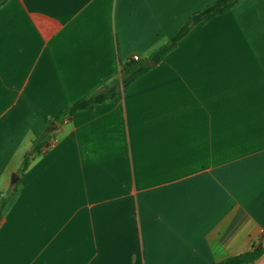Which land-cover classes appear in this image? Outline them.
I'll return each instance as SVG.
<instances>
[{
  "label": "crops",
  "instance_id": "0c3cea01",
  "mask_svg": "<svg viewBox=\"0 0 264 264\" xmlns=\"http://www.w3.org/2000/svg\"><path fill=\"white\" fill-rule=\"evenodd\" d=\"M215 1H0V196L19 178L0 264H216L264 245V0L49 123ZM43 131L54 146L18 177Z\"/></svg>",
  "mask_w": 264,
  "mask_h": 264
},
{
  "label": "trees",
  "instance_id": "16d2710c",
  "mask_svg": "<svg viewBox=\"0 0 264 264\" xmlns=\"http://www.w3.org/2000/svg\"><path fill=\"white\" fill-rule=\"evenodd\" d=\"M239 0H216L212 5L189 15L182 25L167 39L162 45L150 52L142 60L129 59L121 65L119 77L104 81L97 89L80 98L65 109L56 117L49 120V123L61 125L70 117L82 110L93 108L95 105L107 103L119 96L138 78L147 73L150 69L160 63L171 51H173L181 39H183L193 28L202 27L212 18L227 13ZM4 2V1H3ZM0 3V6L3 4ZM151 63V66H148ZM51 141V134L42 132L37 136L24 155L19 169L18 177L27 169L29 163L35 156L43 152V149ZM19 186V178L13 181L10 189L0 196V221L2 219V211L9 198L17 191ZM264 253V245L253 247L251 251L241 253L239 255L229 257L216 264H251L256 261Z\"/></svg>",
  "mask_w": 264,
  "mask_h": 264
},
{
  "label": "built area",
  "instance_id": "2783aa9c",
  "mask_svg": "<svg viewBox=\"0 0 264 264\" xmlns=\"http://www.w3.org/2000/svg\"><path fill=\"white\" fill-rule=\"evenodd\" d=\"M131 59L137 61V60H138V56H137V55H133V56L131 57ZM52 146H54V143H53V142H51L47 147H45V148L43 149V151H45L48 147H52Z\"/></svg>",
  "mask_w": 264,
  "mask_h": 264
},
{
  "label": "water",
  "instance_id": "95a60500",
  "mask_svg": "<svg viewBox=\"0 0 264 264\" xmlns=\"http://www.w3.org/2000/svg\"><path fill=\"white\" fill-rule=\"evenodd\" d=\"M0 1H1V0H0ZM148 66H151V63H148ZM53 127H54V125H53V124H50V125L47 127L46 132H50V130H51ZM12 178H13V179H16L17 176H16V175H13Z\"/></svg>",
  "mask_w": 264,
  "mask_h": 264
},
{
  "label": "rangeland",
  "instance_id": "374dc122",
  "mask_svg": "<svg viewBox=\"0 0 264 264\" xmlns=\"http://www.w3.org/2000/svg\"><path fill=\"white\" fill-rule=\"evenodd\" d=\"M138 60H139V57H138Z\"/></svg>",
  "mask_w": 264,
  "mask_h": 264
}]
</instances>
